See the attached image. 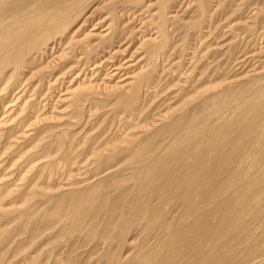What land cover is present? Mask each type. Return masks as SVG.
Here are the masks:
<instances>
[{
    "label": "bare ground",
    "instance_id": "6f19581e",
    "mask_svg": "<svg viewBox=\"0 0 264 264\" xmlns=\"http://www.w3.org/2000/svg\"><path fill=\"white\" fill-rule=\"evenodd\" d=\"M94 1L0 0V88L6 91L0 99V238L14 222L13 216L7 217L14 213L11 210L14 201L9 200L13 195L10 185L17 177L10 172L11 165L7 159L12 154L10 147H15L14 152L18 154L16 161L21 169H26L30 161L36 158L44 160L43 166L60 161L55 154L39 156L40 153L36 152L28 156L27 146L36 145L43 135L63 125L60 122L62 117L49 118L45 111H54L56 105L71 97L75 112L86 104L97 109L114 102V110L125 114L126 127L121 129L122 133L105 141L102 148L99 146L93 150L96 160L99 159L101 164H118L133 158L134 174L120 184L121 190L112 200L110 221L100 231L92 222L87 224L89 227L94 225V229L90 228L86 235L94 237L93 231H96L99 242L106 245L103 254H107L101 257L100 263L264 264V71L251 73L256 76L249 77L248 81H241L240 78L229 81L230 78L228 80V76H224L218 82L220 84H214L212 88L223 86L212 95L203 96L195 108H180L188 106L189 99L179 109L167 105V110L144 111V97L151 95L153 99L176 83L172 84L169 80L165 83L167 73L166 68L162 67L164 63L158 60L155 64H148L147 61L141 64V60L144 57L152 60L160 57L163 62L169 61L167 56L173 55L177 47L172 45L168 28L182 27L187 32L189 28H196V23L188 27L180 23L181 26V19L167 11L172 0H158L160 8L155 13L151 11L156 0H152L155 2L153 6L144 0H97L96 4L103 2L106 13L112 14L109 23L99 31L97 22L91 25L92 29L88 32L82 33L83 37L82 34L78 36L76 33L79 29L74 31L78 25L71 30L70 27L79 19H89ZM209 1L195 0L197 10L202 15L209 10ZM244 1L250 6L255 4V0ZM128 3L132 7H139L140 11L131 15L130 11L121 13L129 17L125 25L132 26L131 22L136 19L132 16H137V12H140V16L148 14L146 17L151 20L154 17L157 24L153 27V34H145L140 39L137 48L144 52L137 57L143 54L138 59L141 61L139 65L134 62L133 55L127 56L131 50L127 51L131 45L128 40L130 36H125L120 21L119 9ZM228 7L230 5L226 9ZM238 9H234L233 13L244 12ZM251 14L255 24L260 19L264 22V6L261 4ZM132 32H136L134 28L131 35ZM66 43L71 44L69 52L61 51L63 45L66 48ZM170 46L166 53L165 49ZM109 49L111 52H106ZM55 60L79 67L73 73L80 74L70 81L77 82L78 86L66 87L64 94L61 93L66 81L61 83V78H55L53 74L57 73L56 70L60 72L65 64L53 63ZM193 61L198 64H194L189 72L203 67L209 71L206 75L209 78L215 71L213 68L209 70L210 64L198 66V58L194 60L191 56L189 62ZM216 69L219 70L220 66ZM52 75L54 78H50ZM29 78L46 82L48 89L54 86L52 94L48 89L47 93L37 94L34 89L32 95L28 96L26 85ZM50 79L53 82L51 85ZM179 82L174 91L178 98L182 85ZM195 84L191 81L188 86ZM194 88L197 89L198 85ZM112 92L111 97L100 96ZM65 95L67 98L63 97ZM195 95L191 98L194 99ZM3 112L6 116L2 118ZM117 114L114 115L119 116ZM149 117H152L151 123H137V120L147 121ZM146 125L149 126L147 135L136 137L131 133V128ZM74 136L72 133L71 140ZM97 139L94 138L95 142ZM56 142V153L66 147L61 160H67L71 155L65 153L69 144L59 140ZM10 161L15 162L13 159ZM21 179L24 178L19 176L18 180ZM130 181L133 185L129 187L134 186L135 192L126 200V183ZM112 187L103 185L100 202L94 190L89 188L84 191L82 200L86 203L85 207L73 209L76 212L74 219L79 226L85 212L90 213L89 221L99 217V211L112 193ZM117 204H123L124 209L120 221L113 225L118 218ZM24 213L19 215V219ZM59 216L44 221L40 217L34 222L33 229L29 230L26 227L29 220L26 219L13 235L9 236V231L5 238L0 239V251L15 241L13 236L25 232L29 234L27 238L30 241L34 240L32 235L40 231L41 225L49 226L54 221H61ZM3 219L8 220L2 222ZM132 231L142 238L133 245L132 256L127 257L123 249L129 243L128 237ZM17 246L21 247V244ZM58 261L55 264H77L73 256L66 257L63 262L61 259Z\"/></svg>",
    "mask_w": 264,
    "mask_h": 264
},
{
    "label": "rangeland",
    "instance_id": "374dc122",
    "mask_svg": "<svg viewBox=\"0 0 264 264\" xmlns=\"http://www.w3.org/2000/svg\"><path fill=\"white\" fill-rule=\"evenodd\" d=\"M96 1L97 0H95L92 4L93 7L91 9V15L88 17L89 19H84L82 21L79 19L70 27L71 30L78 25L77 28L74 29V31L79 29L76 35L79 36L86 30V32H88L90 29H92L91 25H94L97 22L98 24L96 28L100 27L99 31L103 29L101 28L103 25L109 23V16L111 17L112 14L110 13V15H108L106 13V7L103 2L96 4ZM98 1L100 2L101 0ZM144 1H148L149 4L152 3V6L155 3L153 2L155 0ZM156 1V5L152 7V13H155L160 8L159 1ZM219 1L222 2L219 3ZM233 3L236 4L234 5ZM227 4L230 5V7L226 9V6H228ZM260 4L264 6V0H255V4H253L254 6L251 5L252 7L247 5V3L245 4L244 0H210L208 7L209 10L205 12L207 15L206 16L204 15L205 13L202 15L199 12V9L197 10V3H195V0H172L171 4H169V7L167 8V11L175 13V15L181 19L179 24L183 23L185 26L187 25L186 27H188L196 23V28H189L190 30L187 32L184 31V28L182 27L180 29H175V27L171 26V28H168L170 29L167 31L170 32L172 45L175 44L177 48L173 55L170 57L167 56V60L169 61L165 62H163V58L160 57H158L156 60H152L149 57H144L141 60L142 62L138 60L142 58L143 54L137 58L138 55L144 52L143 50L139 51L140 48H137L140 44V39L145 34H148L149 36L153 34V31H155L153 27L157 26V24L154 17L151 20V18L146 17L148 14L145 13L140 16V12H137V16H132L133 19H136L131 22L133 24L130 23L132 26L129 27L128 24L125 25L129 17H125L121 13L130 11L131 15L132 13H135V11H140V8L132 7L129 3L126 4L125 7H121L119 9L121 14L120 21L126 33L125 36H130L128 40L131 44L130 47H127V51L131 49L129 55L127 56L130 57V55H133V59H135L134 62H136L137 65H139L140 62L143 64L146 61L148 64H155L158 63L159 60L160 63H164L162 67L166 68L165 73L167 74L165 78L167 79L165 80V83H167L169 80L170 82L172 81V84L175 82V85H178V81H180L179 83L182 84L179 87L181 89V96L179 98L177 95H175L177 92H174L177 88H175V85L172 86V88L167 92H160L159 95L153 99H151V95H148V98L144 97L143 103H146L144 111L158 112L159 110H167V105L171 106L170 108L176 107L179 109L180 105H182L185 100L188 101L189 99L191 100L188 101L189 103L185 101L186 104L188 103V106L180 108H195L203 99V96H210L214 91L223 86L222 84L219 87L212 88L214 84H220L218 82H220L224 76H228V80L230 78L229 81H236L238 78H240L241 81H248L252 76H256L255 74L251 73H256V71H262L263 73L264 22H262L260 19V22H256L255 24V20L252 18L254 16L251 14L255 7L260 6ZM154 7L155 9L156 7L158 8L154 10ZM238 8H241L240 11L244 12L233 13L234 9ZM133 28L136 32H132L131 35V29ZM203 33H205V36H202ZM83 36L84 35L82 34L81 37ZM123 37L124 36L121 38ZM197 40L199 42H197ZM66 44V48L63 45L61 51H71V44ZM168 49L170 50L171 46L165 49L166 53ZM106 52L110 53L111 50L109 49ZM191 56H193L194 60L198 58V66H201L202 64H210L209 70L212 68L215 69L209 78H206V75L209 73V71L203 67L200 69L197 68L196 70H193V72H189L194 64H198V62L195 61L189 62ZM239 60L242 64L239 63ZM63 62V60H55L53 63H61L63 66L65 64H63ZM236 63L239 64L235 65ZM219 66L220 69L217 70L216 68ZM78 69L79 67L74 68L72 64L68 63V65H64V68L60 72L56 70L57 73L53 74L55 78H61V83L66 81L64 89L62 87L63 92L61 94L65 93L66 87L75 88L78 86L77 82H70L72 79L75 80L76 75L80 74L79 72L76 74L73 73V71L75 72ZM188 72L191 74H188ZM247 73H249V75H247ZM53 75L50 78H52ZM179 75H181V77ZM51 80L52 79L49 80V85L53 83ZM186 81H188L187 85ZM191 81H194V84L196 83L198 85V90L194 88L195 86L197 87L196 84L193 87L188 86ZM28 82L29 83L26 85V90L29 92H27L28 96L32 95L34 89L37 94L42 92L47 93L48 90H50L52 94V87L54 86H51V89H48L46 82H42L37 78H29ZM162 83H164V81ZM59 84L60 83H58V85ZM200 90L201 92H204H200L201 96L198 94ZM50 91L48 93H50ZM196 93L198 98H196ZM5 94L6 91L4 88H0V99L3 98ZM112 94L113 92L100 96L105 98L111 97ZM192 95H195L194 99L191 98ZM54 96H56V94ZM66 96L67 95L63 97L67 98ZM143 103L141 100V104ZM157 103L159 104L156 105ZM185 103L183 105H186ZM113 104L114 102L107 106H101L97 109L89 104H86L80 109V111L75 112L70 97L69 99H66L65 101L56 105L57 107L54 111L51 112V110H44L45 113L48 114L49 118L53 116L62 117L60 122H62L63 125L53 130L50 134L43 135L41 140L37 142L36 145L28 144L27 154L28 156H32L36 152L40 153L39 156H43V154H55V158H59L60 161L54 165L43 166L44 160L42 158H36L30 161L26 169H21L16 161L18 154L14 152L15 147H10L9 151H11L12 154H9L7 157L11 165L10 172L14 177H17L14 179L15 181L11 182L10 185L13 195L9 200L14 201L13 207H11V210H13L14 213H10L7 217L10 218L13 216L12 219L14 218V222L7 231H11L9 236L13 235L15 233L14 230L19 225H22V222L26 219L29 220V224L26 226L28 230L33 229L35 224L34 222L38 221L40 217H42V221H44L45 219L49 220L52 217H57L60 215L58 219L61 221H54L53 224L49 226L41 225L40 231L32 235L34 240L31 241L29 238H27L29 235L27 232L23 233L22 235L13 236L12 239L15 241L9 243L7 248H5L3 251H0V256H2L1 264H55V262L60 259L62 260L61 262H63L68 256H73L76 258L77 264H102L100 263L102 261L101 257L107 254V252L103 254L105 251L104 249H106V245L104 243L102 244V241L99 242V236L96 231H93L94 237L86 235L90 228L94 229V225H90L89 227L87 224L88 222L90 224L92 222L95 224L96 230L100 231L101 228L108 221H110V209L113 207L112 200L120 192V184H124V181L134 174V170L132 168L134 165L133 158L123 160L118 164H101V161L99 159L96 160V158L93 156V150L97 149L99 146L102 148L101 146L105 141L109 140L114 135H117V133H122L121 129L123 130L124 127H126L124 126V112H116L113 108ZM5 105L7 106L8 104L6 103ZM116 113H119L117 114L119 116L114 115ZM5 116L6 114L3 112L2 118ZM151 121L152 117H149L147 121H142V119H139V121L137 120V123L144 124L145 122L148 124L151 123ZM148 127L149 126L146 125L139 126L137 128H131V133L136 137H143L144 135H147L146 130ZM72 133L75 135L73 140H71ZM94 138H98L97 142H95ZM57 140L60 142L65 141L69 144L68 150L65 153L68 152L69 155H71H68L69 157L67 160L63 161V158L61 160V154L66 147L57 150L56 153L55 149L58 145L56 142ZM46 146L48 147L47 149H45ZM1 152L2 149H0V154ZM11 159H13L15 162L11 163ZM1 160L2 159H0V161ZM1 167L3 168V165ZM19 176L20 178L24 179H21L22 181L18 180ZM126 184L128 185V187L126 186L127 191L125 193V198L127 200L131 197L133 192H135V188L134 186L129 187V185L132 184L131 181L127 182ZM103 185H113V187L112 193L108 196L107 201L99 211V217L89 221L90 213L85 212L82 220L83 222L79 226V224L74 219L76 212L73 209L76 207H85L84 205L86 203L82 200V196L84 191L89 190V188L94 190V193L98 196L97 201L100 202V200H102ZM79 201H81L80 204H78ZM117 205L116 213H118V218L116 221H113V225H116L120 221L119 219L124 209L123 204ZM22 212H25L24 216L19 219V215L22 214ZM67 212H69V214L68 218L65 220ZM7 220L8 219H3L2 222H7ZM7 232H5L4 236L1 237L2 239L6 237ZM134 234L135 233L133 231L129 234V243H127L123 249L127 257L130 255L132 256L134 252L133 245L137 244L142 238V236ZM19 243L21 244V247L17 246ZM56 258H58V260Z\"/></svg>",
    "mask_w": 264,
    "mask_h": 264
}]
</instances>
